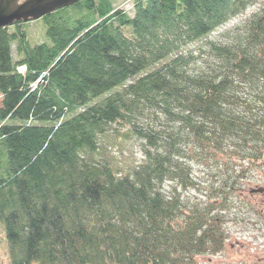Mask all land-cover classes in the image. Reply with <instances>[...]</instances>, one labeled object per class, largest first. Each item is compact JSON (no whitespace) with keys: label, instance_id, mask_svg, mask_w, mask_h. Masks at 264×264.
Masks as SVG:
<instances>
[{"label":"trees","instance_id":"obj_1","mask_svg":"<svg viewBox=\"0 0 264 264\" xmlns=\"http://www.w3.org/2000/svg\"><path fill=\"white\" fill-rule=\"evenodd\" d=\"M116 1L0 29V264H198L264 173V0Z\"/></svg>","mask_w":264,"mask_h":264},{"label":"rangeland","instance_id":"obj_2","mask_svg":"<svg viewBox=\"0 0 264 264\" xmlns=\"http://www.w3.org/2000/svg\"><path fill=\"white\" fill-rule=\"evenodd\" d=\"M116 2L124 8L132 6V0H117ZM250 12L251 8L246 10L242 16L245 17ZM236 22L237 19L231 21L226 28L232 27ZM28 29L32 42L46 38V28L42 19L31 20ZM102 144L108 148L110 156L115 161L121 163L125 161L139 162L142 159V146L136 138L124 140L111 136L104 142L102 141ZM251 178L253 181L247 180L248 183L244 185L242 195H233L232 200L235 205L234 208L232 207V211L234 213L233 216L228 217L226 224L229 237L226 240L225 248L215 255L201 256L198 264L264 263V174L251 175ZM241 197L244 200H241ZM241 203L244 204L242 207ZM0 228H3L1 223ZM8 258V246L3 229L2 235H0V261H8Z\"/></svg>","mask_w":264,"mask_h":264},{"label":"water","instance_id":"obj_3","mask_svg":"<svg viewBox=\"0 0 264 264\" xmlns=\"http://www.w3.org/2000/svg\"><path fill=\"white\" fill-rule=\"evenodd\" d=\"M79 0H0V29L17 21L40 19Z\"/></svg>","mask_w":264,"mask_h":264},{"label":"flooded vegetation","instance_id":"obj_4","mask_svg":"<svg viewBox=\"0 0 264 264\" xmlns=\"http://www.w3.org/2000/svg\"><path fill=\"white\" fill-rule=\"evenodd\" d=\"M257 172V171H256ZM255 173V172H254ZM259 174H264V173H261V170L260 169H258V173L257 174H254V175H259ZM258 177V176H257ZM247 180H249V181H253V179L251 178V177H249ZM247 180H246V183H248L247 182ZM242 193H243V191L239 194V196L240 195H242ZM255 195V194H254ZM243 198V197H242Z\"/></svg>","mask_w":264,"mask_h":264},{"label":"built area","instance_id":"obj_5","mask_svg":"<svg viewBox=\"0 0 264 264\" xmlns=\"http://www.w3.org/2000/svg\"><path fill=\"white\" fill-rule=\"evenodd\" d=\"M20 70L23 71L24 70V67H21Z\"/></svg>","mask_w":264,"mask_h":264}]
</instances>
